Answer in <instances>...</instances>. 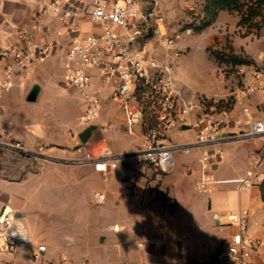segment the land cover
Here are the masks:
<instances>
[{
    "label": "crops",
    "instance_id": "0c3cea01",
    "mask_svg": "<svg viewBox=\"0 0 264 264\" xmlns=\"http://www.w3.org/2000/svg\"><path fill=\"white\" fill-rule=\"evenodd\" d=\"M204 7L205 2L203 5L196 3L195 0H161L159 18L155 25L156 34L150 41L149 47L154 46L155 41L159 43L163 37L160 34H167L166 29L169 28V24H172L174 14L181 13L186 16L188 13H194L197 15L200 9L204 11ZM40 8L41 0L4 1L0 7V14L16 28L12 29L11 25L6 26L5 32L0 35V49L21 30L33 31V21ZM240 20L241 16L237 11H221L210 28L222 25L239 28ZM41 25L55 29L59 27L47 16L42 17ZM89 27L90 25L86 24L84 28L89 29ZM47 39L49 37L40 31L35 35L34 43L41 45ZM150 49L155 50L152 47ZM63 54L64 49L57 48L51 58L42 64L31 66L24 75L17 78L11 90L0 94V123L10 118L14 108L17 109L18 105L22 104L24 108L27 107L26 109L30 110L32 104L42 102L45 81H50L56 75L57 78L54 79L63 82ZM176 60L174 62L176 77L178 71L183 85L188 88L192 87L191 80L181 79L184 66L178 64L177 67ZM51 64L55 65V71L49 69ZM252 81L253 77L249 75V84ZM94 84L102 97L103 111L105 107L113 108L104 115L101 124L99 121L98 126L93 127L92 136L87 143L82 144L79 139V134L85 130L80 123L83 105L76 119L77 136H49L48 131L42 130L38 136H17L23 144L18 140L6 138L10 141L5 143H20L24 150L13 149L0 142L3 145H0V149L15 157L14 162H11L8 161L6 155L4 157L0 155V217L7 207L14 217L4 232L27 236L28 239V244L24 248H17L11 252L0 250V264H216L213 259L215 254L222 249L225 241L236 229L229 222V214L233 212L247 214L248 232L259 242L253 252L251 264H264V203L261 198V184L247 191H241L236 183L229 182L245 177L252 168L257 152V145L254 141H251L252 145L249 142L246 146L241 145L246 141L223 144L224 156L214 169L217 174L212 173L213 179L221 183L212 186L211 192H204L198 188L201 176L199 160L203 151L201 149H193L188 155L178 154L189 156L188 161L183 163L177 161L176 169L172 173L158 176L156 183L161 184L158 188L160 192L150 190L137 179L135 170L127 171L120 164L118 168L124 170L121 175L122 180L131 182L129 183L131 189L134 194H139L140 201L136 202L139 206L135 213L115 217L107 226V230L121 234L119 243L109 244L105 236L108 232L102 233V236H90L84 233L80 220L70 216L72 211L66 212L63 209L48 207L51 202L65 203L67 190L61 192L62 198L45 201L43 207L39 208L34 200L35 194L39 192L36 189L38 184L43 182L46 176H50L53 183H61L64 186L66 182L63 183V180L66 176L63 175L62 178L55 175L83 165L70 163L77 159L76 149L79 146H87L91 143L98 146L106 143L117 154L116 136L112 141L108 134L128 136L123 112L111 101L113 84L103 83L98 75ZM15 89H18L21 95L12 102L10 97ZM35 89L38 91L37 100L29 102L28 95ZM210 89L206 91L209 92ZM78 93L82 97L83 104L82 93L79 90ZM244 95L245 93L238 96L236 105L231 111H221L218 114L224 116L226 112L231 119L245 118L243 109L248 107L252 117L264 119V92ZM195 118V115L192 116V121ZM104 128L107 132H103ZM188 129L190 126L179 131L185 132ZM229 131H237V128H231ZM137 133L141 136L139 128ZM194 138L195 134L192 141L173 144H191ZM43 145L48 147L44 149ZM249 146L252 147L249 148ZM40 148L41 152H39ZM72 153L75 155L74 158ZM120 156H126V160L129 159L127 155ZM82 167L86 173L97 174L103 178L108 177L113 171L102 173L90 165ZM130 172L131 174L128 175ZM126 175L132 177L131 180L124 179ZM189 179L193 180L191 184H189ZM73 189L74 187L70 190ZM80 189L78 186L77 192L68 191V193L76 194L71 198L78 199ZM162 191L167 200L158 197ZM191 191L195 193L192 194ZM2 233L0 231V236ZM38 245L46 246L47 250L40 261H34L31 252Z\"/></svg>",
    "mask_w": 264,
    "mask_h": 264
},
{
    "label": "built area",
    "instance_id": "2783aa9c",
    "mask_svg": "<svg viewBox=\"0 0 264 264\" xmlns=\"http://www.w3.org/2000/svg\"><path fill=\"white\" fill-rule=\"evenodd\" d=\"M4 1L0 0V7ZM195 2L204 5L205 0ZM160 8L161 0H41L33 31L21 30L0 49V94L11 90L17 78L31 66L51 58L57 48L64 49L62 80L67 87L82 93L80 123L84 129L98 126L103 112V100L94 84L98 75L103 83L113 84L111 101L123 112L128 127L126 134L134 135L135 126L140 130L142 140L133 157L159 175H168L176 169L179 153L188 155L193 149H201L198 188L211 192L212 186L221 183L213 179L212 173L224 156L223 144L251 140L257 145L252 168L245 177L229 182L236 183L241 191L261 184L264 181V119L252 117L248 107L243 109L245 118L231 119L226 112L220 115L215 106H207L206 99L194 98L179 88L174 67L178 54L171 51L179 35H165L159 40L169 50L164 57L149 47L156 34ZM43 16L50 17L59 27H42ZM86 24L90 25L89 29L84 28ZM7 25L16 28L0 14V35ZM40 31L49 39L38 45L34 41ZM252 77L245 96L264 92V71L254 70ZM194 115L196 118L192 121ZM188 126L195 134L191 144L167 142L169 131ZM231 128L237 131H229ZM6 146L24 150L20 143H6ZM76 152L78 157L74 161L93 166L102 173L117 169L127 159L115 154L106 143L90 150L81 145ZM93 199L103 204L106 196L95 193ZM229 222L236 229L215 254L214 262L251 264L259 242L248 232L247 214L233 212L229 214ZM1 237L2 252L28 244L27 236L12 232H3ZM46 250L44 245L34 247L32 259L40 261Z\"/></svg>",
    "mask_w": 264,
    "mask_h": 264
},
{
    "label": "rangeland",
    "instance_id": "374dc122",
    "mask_svg": "<svg viewBox=\"0 0 264 264\" xmlns=\"http://www.w3.org/2000/svg\"><path fill=\"white\" fill-rule=\"evenodd\" d=\"M202 10L200 9L197 15L194 13H188L186 16L181 13L174 14L172 24H169V28L166 29L168 35H179V39L171 51L178 54L177 67L178 64L184 66L181 79L191 80L192 87L188 88L183 85L178 71L177 83L179 88L187 95L201 100L206 99L208 107H210V103L216 104L217 113L231 111L236 105L238 96L243 95L249 84V75H253L254 70L264 71V31L262 32L264 29V7L262 17L256 18L252 25H239V28H231L228 25L217 28H210L211 26L203 28L205 12H202ZM160 35L164 36L165 33ZM153 43H155L154 46L151 45L150 47L154 48V51L162 57H164V53L169 51L161 45L160 41L159 43H156V41ZM217 55L221 58L220 60H217ZM232 56L245 59L250 64L238 65L232 59L226 62L225 58ZM49 69L55 71V65L51 64ZM54 78H57V76L55 75L50 81L44 82L46 86L42 102L32 104L30 110L26 109L27 107L24 108L22 104L18 105L17 109L14 108L12 116L0 123L1 143L10 141L6 138L20 141L17 136H38L42 133V130L48 131L49 136H77L78 124H76V119L81 112L82 97H80L78 90L68 88L62 81L58 82ZM208 88H211V91H206ZM19 95H21V92L18 89L13 90L10 100L12 102L16 101ZM112 108H104L100 124L104 115ZM16 110L17 112H15ZM118 111L120 110L118 109ZM125 130H128L127 126H125ZM133 130L135 134L132 136L108 134L112 141L116 136V150L118 151H115L117 155L129 156V159L123 161L120 166L127 171L135 170V176L138 180L143 182L150 190L160 192L158 188L161 184L156 183V180L158 176L163 175H159L153 168L133 157L140 147L141 140V136L137 133L138 128L135 126ZM193 137L194 130L190 126V129L185 132L179 130L169 131L167 141L170 143H185L192 141ZM20 142L22 143V141ZM249 142L252 145L251 140L242 142L241 145L246 146ZM94 146L91 143L87 145V148L90 150ZM43 147L46 149L48 146L43 145ZM251 147L249 146V148ZM0 155L2 157L6 155L8 161L14 162L15 157L12 154L0 149ZM72 156L75 157L73 153ZM188 158L189 156L178 155L177 161L187 162ZM70 163L79 164L74 160ZM82 166L84 165L61 171L55 175L62 178L63 175L66 176L63 180V183L66 182L64 186L61 183H53L50 176H46L44 181L38 184V188L35 187L39 192L35 194L34 200L38 203L39 208H42L45 201H55V199L62 198L61 192L67 190L65 203L51 202L48 207L63 209L66 212L72 211L70 216L80 220L81 229L84 230V233L90 236H102V233L108 232L105 236L108 238L109 244L112 242L119 243L121 234L107 230V226L115 217L135 213L139 206L136 202L140 201V196L132 191L129 184L131 182L122 180L121 175L124 173L122 168L113 170L108 177L103 178L97 174L86 173ZM130 174L131 172L128 173V175ZM216 174L217 172H214V175ZM128 175L124 176V179L131 180L132 177ZM192 181L189 179V184ZM68 186L74 187V192H77L78 186L81 188L77 196L78 199L71 198L76 194L68 193V191H73ZM95 193L104 194L107 198L106 202L97 204L93 199ZM191 193L194 194L195 192L191 191ZM68 196L70 197L68 198ZM158 197L167 200L164 191ZM2 243L3 240L0 236V245Z\"/></svg>",
    "mask_w": 264,
    "mask_h": 264
},
{
    "label": "trees",
    "instance_id": "16d2710c",
    "mask_svg": "<svg viewBox=\"0 0 264 264\" xmlns=\"http://www.w3.org/2000/svg\"><path fill=\"white\" fill-rule=\"evenodd\" d=\"M264 7V0H205V24L203 28H207L212 25L221 11L239 12L241 20L239 22L240 26H246L247 24L252 25L254 20L258 17H262V9ZM256 26V24H255ZM221 58L217 55V60ZM226 62L229 59L235 64L246 65L250 64L249 61L238 58L237 56L226 57ZM216 106V104H209V106ZM261 198L264 203V181L260 185Z\"/></svg>",
    "mask_w": 264,
    "mask_h": 264
},
{
    "label": "water",
    "instance_id": "95a60500",
    "mask_svg": "<svg viewBox=\"0 0 264 264\" xmlns=\"http://www.w3.org/2000/svg\"><path fill=\"white\" fill-rule=\"evenodd\" d=\"M37 96H38V91L37 89H35L30 92L27 100L29 102H35L37 100ZM181 129L182 130L186 129V127H182ZM93 130H94L93 127H88L79 134V139L82 144H85L88 142L89 138L92 136ZM215 168H216V165L214 166V169ZM12 217H13V213L7 207L5 212L0 217V231L4 232L6 230V228L9 226V222L14 218Z\"/></svg>",
    "mask_w": 264,
    "mask_h": 264
}]
</instances>
